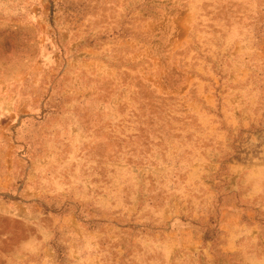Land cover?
Listing matches in <instances>:
<instances>
[{"label": "rangeland", "instance_id": "rangeland-1", "mask_svg": "<svg viewBox=\"0 0 264 264\" xmlns=\"http://www.w3.org/2000/svg\"><path fill=\"white\" fill-rule=\"evenodd\" d=\"M0 264H264V0H0Z\"/></svg>", "mask_w": 264, "mask_h": 264}]
</instances>
